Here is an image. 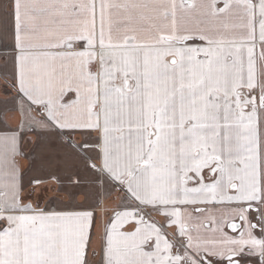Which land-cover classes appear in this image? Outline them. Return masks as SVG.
<instances>
[{"label":"snow or ice","instance_id":"1","mask_svg":"<svg viewBox=\"0 0 264 264\" xmlns=\"http://www.w3.org/2000/svg\"><path fill=\"white\" fill-rule=\"evenodd\" d=\"M0 264H264V0H0Z\"/></svg>","mask_w":264,"mask_h":264}]
</instances>
